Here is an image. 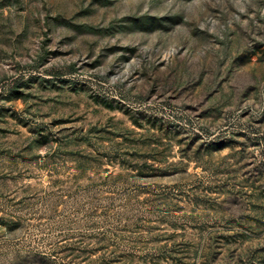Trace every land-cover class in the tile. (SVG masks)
I'll return each instance as SVG.
<instances>
[{
  "label": "rangeland",
  "instance_id": "obj_1",
  "mask_svg": "<svg viewBox=\"0 0 264 264\" xmlns=\"http://www.w3.org/2000/svg\"><path fill=\"white\" fill-rule=\"evenodd\" d=\"M0 264H264V0H0Z\"/></svg>",
  "mask_w": 264,
  "mask_h": 264
}]
</instances>
